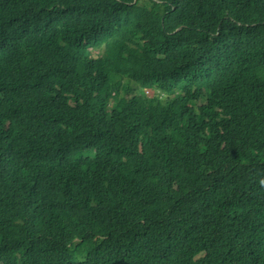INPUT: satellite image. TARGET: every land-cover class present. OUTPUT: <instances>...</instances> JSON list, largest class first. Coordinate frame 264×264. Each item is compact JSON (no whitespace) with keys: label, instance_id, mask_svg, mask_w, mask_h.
Wrapping results in <instances>:
<instances>
[{"label":"trees","instance_id":"obj_1","mask_svg":"<svg viewBox=\"0 0 264 264\" xmlns=\"http://www.w3.org/2000/svg\"><path fill=\"white\" fill-rule=\"evenodd\" d=\"M0 264H264V0H0Z\"/></svg>","mask_w":264,"mask_h":264}]
</instances>
